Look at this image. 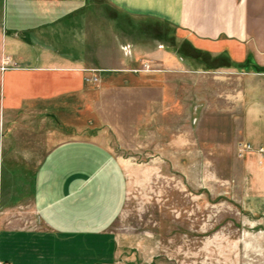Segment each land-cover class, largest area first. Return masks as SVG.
I'll return each instance as SVG.
<instances>
[{
  "label": "crops",
  "instance_id": "crops-1",
  "mask_svg": "<svg viewBox=\"0 0 264 264\" xmlns=\"http://www.w3.org/2000/svg\"><path fill=\"white\" fill-rule=\"evenodd\" d=\"M246 3L0 0V264H111L115 258L107 228L125 197L122 161L77 139V126L63 118L78 112L83 70L94 68L88 57L96 50L89 39L96 4L180 30L191 43L181 58L167 53L118 63L131 68L145 58L184 77L240 81L233 144H264V33L260 39L250 30ZM235 161L241 209L252 225L264 226V153Z\"/></svg>",
  "mask_w": 264,
  "mask_h": 264
},
{
  "label": "rangeland",
  "instance_id": "rangeland-1",
  "mask_svg": "<svg viewBox=\"0 0 264 264\" xmlns=\"http://www.w3.org/2000/svg\"><path fill=\"white\" fill-rule=\"evenodd\" d=\"M246 4L249 28L261 39L264 0ZM94 12V68L83 70L78 112L63 118L77 126V139L122 161L125 197L107 228L111 264H264V226L251 224L239 198L232 135L241 82L184 77L145 58L123 68L120 58H181L191 43L177 28L127 19L103 4Z\"/></svg>",
  "mask_w": 264,
  "mask_h": 264
},
{
  "label": "built area",
  "instance_id": "built-area-1",
  "mask_svg": "<svg viewBox=\"0 0 264 264\" xmlns=\"http://www.w3.org/2000/svg\"><path fill=\"white\" fill-rule=\"evenodd\" d=\"M8 62L9 61L6 58L4 68H6V66L8 65ZM249 152H253L257 155H261L262 153H264V144L254 147L251 144L244 143V142L237 143V145H236V156L238 158L243 157L244 154L249 153Z\"/></svg>",
  "mask_w": 264,
  "mask_h": 264
}]
</instances>
